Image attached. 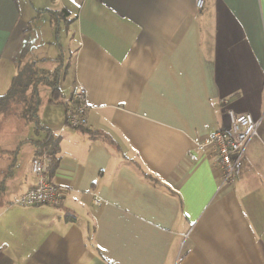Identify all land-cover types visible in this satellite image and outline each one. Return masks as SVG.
Here are the masks:
<instances>
[{
	"label": "crops",
	"instance_id": "crops-1",
	"mask_svg": "<svg viewBox=\"0 0 264 264\" xmlns=\"http://www.w3.org/2000/svg\"><path fill=\"white\" fill-rule=\"evenodd\" d=\"M55 2L33 15L0 0V95L23 66L39 74L22 63L34 19L67 8L76 24L69 99L40 98L38 129L20 105L0 115V264H264V0ZM76 84L86 128L66 124ZM228 110L261 118L232 186L195 143L228 126ZM49 131L59 150L47 174L66 201L19 205Z\"/></svg>",
	"mask_w": 264,
	"mask_h": 264
},
{
	"label": "built area",
	"instance_id": "built-area-1",
	"mask_svg": "<svg viewBox=\"0 0 264 264\" xmlns=\"http://www.w3.org/2000/svg\"><path fill=\"white\" fill-rule=\"evenodd\" d=\"M85 0H67L77 8H82ZM206 0H196V7L202 10ZM71 103L66 110V124L73 128H86L88 126L89 103L84 86L76 84ZM229 125L208 133L195 140L196 148L208 152L213 156V166L217 171L222 185L232 186L236 180L237 167L245 155L249 142L258 136L261 118L251 113H236L228 110ZM63 129V128H62ZM51 162L50 156L43 152L32 160V170L38 178L37 184L22 193L16 203L22 206L50 205L62 207L68 196V189L52 182L48 178L47 168ZM94 203L101 204L99 196H94Z\"/></svg>",
	"mask_w": 264,
	"mask_h": 264
},
{
	"label": "rangeland",
	"instance_id": "rangeland-1",
	"mask_svg": "<svg viewBox=\"0 0 264 264\" xmlns=\"http://www.w3.org/2000/svg\"><path fill=\"white\" fill-rule=\"evenodd\" d=\"M55 1H57L59 5L66 3V0H24L23 5L27 14L31 13L37 15V7L47 5L48 7L55 8ZM44 22L50 24L51 14L49 12L43 13V15H40L36 20L34 19L33 29L28 34V36H32L31 42L29 43L30 48L27 55L22 57V63L35 62L39 75L42 74L43 70H47L52 80L58 78L61 88L60 99L67 101L69 99V89L66 88V86L69 85L72 78V65L76 47L75 20L68 23L65 19H61L59 21L58 34L54 31L49 40H46V36L43 33L42 27ZM54 29L55 27L53 30ZM7 90L8 88L3 90L1 94H5ZM39 91L42 104H45L51 97L52 89L48 84L43 83L39 85Z\"/></svg>",
	"mask_w": 264,
	"mask_h": 264
},
{
	"label": "trees",
	"instance_id": "trees-1",
	"mask_svg": "<svg viewBox=\"0 0 264 264\" xmlns=\"http://www.w3.org/2000/svg\"><path fill=\"white\" fill-rule=\"evenodd\" d=\"M48 11L51 14L52 23L56 28L57 34L59 32V21L61 19H65L68 23L72 21L70 12L67 8H62L59 11ZM43 83L48 84L52 89L50 101L63 102L59 99L61 96V89L58 78L52 80L47 74L39 75L35 67L29 64L23 66L18 75L14 76L9 90L5 94L0 95V115H8L13 111L14 105H21L22 107L18 112V116L24 118L28 123H33L35 128H41L42 126L39 122V85ZM94 133L95 137L107 138V136L101 132L97 131ZM35 143L41 153L46 152L50 156L51 162L48 165L47 173L52 174L58 166L56 154L59 150V139L49 131L48 136L44 140H39ZM143 174L153 179L155 182L158 181L157 178L144 170Z\"/></svg>",
	"mask_w": 264,
	"mask_h": 264
}]
</instances>
